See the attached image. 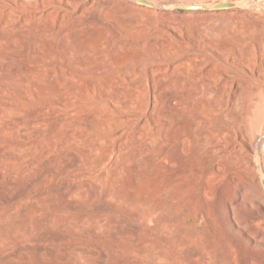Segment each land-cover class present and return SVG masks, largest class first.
Segmentation results:
<instances>
[{
    "label": "rangeland",
    "instance_id": "obj_1",
    "mask_svg": "<svg viewBox=\"0 0 264 264\" xmlns=\"http://www.w3.org/2000/svg\"><path fill=\"white\" fill-rule=\"evenodd\" d=\"M147 1L161 7L151 14L132 0H0V228L30 227L9 239L0 234L5 264H142L155 253L164 256L159 264H204L205 237L224 248L210 222L214 211L200 209L202 155L189 148L166 165L149 157L141 164L135 146L142 126L157 118L168 148L176 147L185 133L198 135L201 106L222 101L206 82L189 89L200 73L194 62L231 72L237 88L222 92L224 102L248 120L237 142L264 191L252 147L264 136V93L260 114L249 104L264 78L248 68L264 60V0L220 11L167 7L236 0ZM179 92L189 98L174 101L172 115L167 98ZM115 189L182 208L169 223L158 213L143 218Z\"/></svg>",
    "mask_w": 264,
    "mask_h": 264
},
{
    "label": "bare ground",
    "instance_id": "obj_2",
    "mask_svg": "<svg viewBox=\"0 0 264 264\" xmlns=\"http://www.w3.org/2000/svg\"><path fill=\"white\" fill-rule=\"evenodd\" d=\"M160 7L161 4H157L156 8ZM137 8L135 10H143L148 13L151 12V14L155 9H152L150 7L148 8L146 6H137ZM140 57L142 58V56ZM198 63L195 64L194 62V64H190L193 73H200L193 79V81H190L189 89L194 90L193 85L198 84L199 81L206 82L204 86L206 85L205 87L207 88V91H216L218 96L222 98V101L213 103L209 102L202 105L200 114L196 118V122L194 124L198 135L195 136L191 133H185V135L187 134V138L182 139L179 142L176 141V147L172 149H169L167 146V141L169 139L167 129L161 125L159 119L154 118L152 123H150L147 127H144L145 125L142 126V129L136 137L135 146L137 156L140 163L143 160H147L146 157H149L154 161L155 165H166L168 159L179 160L183 153L189 148L194 154H201L208 169L204 174V178L202 181L201 190L203 195L202 204L200 206L201 208H199L206 213L207 211L208 213L209 211H214V216H212V219L210 220L212 228L215 230V234H217L216 229L219 230V237L217 236V239L219 241L221 240L222 245L225 249H227V251L225 252L224 248L218 247L215 243H213L214 241L208 240V237H205V252L204 254H202L203 263L220 264V261L222 260L224 264H264V227H262V224H264V191L261 188L259 182L254 183V168L252 166V163L246 161V155L243 151V148L241 144L237 142V138L244 140L246 135L248 134V120L243 115H238L236 113L237 111L234 112L235 110L231 109L229 104L224 102L226 98L222 93L229 88L234 90L235 88H237V84L235 81H229L228 78L231 77V72L228 69H225L218 64L200 67V64ZM248 68L254 76L257 75L261 78H264V60L259 63H252V67L251 64H249ZM177 80L180 81L179 79ZM257 82L258 86L264 85V82H262L261 80H258ZM106 83L108 84V82ZM177 84L180 85V82H178ZM204 86L203 88H205ZM254 90L255 91L254 93H252V97H254L255 101L250 100L249 104L252 105L253 108H256L257 113L260 114L261 111L259 110V102L263 99L262 94L264 93V91H262L260 88H255ZM205 91L204 93L208 94V92ZM184 94H180L179 92V94H172L171 96L168 95V98L166 97L168 99L169 105V107H167L170 108L169 113L178 115V108L175 106L177 108L176 109L173 106L174 101H179L182 102V104L184 103L186 105L189 95L187 94L186 96ZM209 95H211V93H209ZM226 97L229 96L226 95ZM208 99L211 98L209 97ZM152 106L156 107L155 104H152ZM168 108L166 109L168 110ZM155 111L156 108H154L153 112ZM107 120H105V122ZM105 122L102 121L100 125L104 127ZM252 147L254 151L255 149L258 150L259 158L264 162V136H257L255 147ZM111 193L116 196V198L118 197L119 200L122 199V201L124 200L127 203L132 202L136 204L140 209L141 217L145 218L152 213H158L159 220L165 223L171 222V219L174 217V215L179 212L180 208H182L180 205H177L179 201H176L177 203H174L173 201L170 203L152 202L150 201V199L148 200L144 196H137V193L136 195L134 194L132 196H128L129 194H123L124 192H121L119 190L116 191V189ZM245 200H249L251 206L256 207L252 208V210L247 209L246 206L242 205V202ZM57 219L58 218H56L55 221H57ZM34 225L35 227H39L42 224L40 222H36L34 223ZM239 227L243 228L244 232L239 233L234 231V229H237ZM28 228L30 227L26 222L14 224L11 221L10 224L7 223V225L0 228V234L2 237L9 239L8 237L14 230L20 231L22 233H27ZM204 235L207 236L208 234L206 235L204 233ZM161 240L163 239L161 238ZM140 244L137 245V249H135L139 252V254H145L147 252L146 246ZM163 257L164 256L162 254L155 253L142 264H159ZM181 259L182 258H180V261ZM0 264H5V262H3L2 260L0 261Z\"/></svg>",
    "mask_w": 264,
    "mask_h": 264
},
{
    "label": "water",
    "instance_id": "obj_3",
    "mask_svg": "<svg viewBox=\"0 0 264 264\" xmlns=\"http://www.w3.org/2000/svg\"><path fill=\"white\" fill-rule=\"evenodd\" d=\"M140 5L156 8L157 4L147 1V0H132ZM250 4V0H236L230 2L223 3H204V4H174L170 5L167 8L173 11H220V10H234L244 6H248ZM254 163L257 168V173L261 178L262 185L264 187V170L260 163V158L258 154V150L254 151Z\"/></svg>",
    "mask_w": 264,
    "mask_h": 264
}]
</instances>
